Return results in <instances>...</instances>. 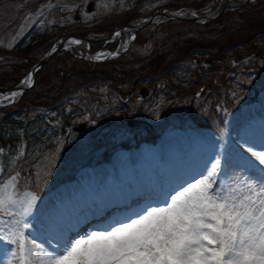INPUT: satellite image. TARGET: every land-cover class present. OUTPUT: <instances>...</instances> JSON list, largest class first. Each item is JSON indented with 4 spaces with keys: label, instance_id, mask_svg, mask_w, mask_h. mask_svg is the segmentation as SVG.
<instances>
[{
    "label": "rangeland",
    "instance_id": "rangeland-1",
    "mask_svg": "<svg viewBox=\"0 0 264 264\" xmlns=\"http://www.w3.org/2000/svg\"><path fill=\"white\" fill-rule=\"evenodd\" d=\"M177 2L179 0H0V78L4 71L18 66H23L21 70L25 71L24 65L46 53L67 32H78L87 25L86 31L98 36L119 22ZM88 3L93 4L91 12L85 10ZM263 8L251 18L233 20L226 30L227 38L216 44H212L211 39L197 40L196 36L202 34L194 33L186 25H163L145 50L151 55L154 51L164 54H155L146 65H135L129 72L119 71L112 76L108 72H93L89 64H82L61 90L60 97L42 102L43 108L19 104L12 111H0V149L3 150L0 162L6 169L3 179L19 172L21 190L27 187L34 191L28 181L50 188L47 181L51 177L74 175L77 171L74 180L53 183L54 187L38 193L39 199L51 201L86 169L117 171L119 167L111 165L113 160L137 152L143 145L135 146L131 142L122 147L120 143L128 141L134 130L144 127L156 132L155 142L147 143L155 149L159 144L164 145L167 138L175 139L177 133L194 132L202 134L203 139H213L221 160L218 186L230 184L237 177H247L240 169L246 158L237 146L249 124L243 111L257 107L264 96ZM75 10L80 12L81 20L75 19ZM217 45L224 50L217 53ZM69 51L82 55V51L74 48ZM249 52H254L255 57H249ZM220 73L228 78L222 84L217 81ZM10 76L8 73L0 82L10 83ZM203 81L209 84L196 97L193 93ZM141 87L147 90L145 96L139 93ZM8 101L10 99L3 100L1 106ZM214 102V114L220 115L222 126L216 127L214 120L210 124L215 126H197L190 112L193 110L199 116ZM129 120L133 126L128 125ZM78 125L82 129L75 131L73 127ZM176 140L181 147L182 142ZM197 146L202 147L203 142L193 140L183 152ZM105 149L104 156L109 159L102 161L101 153ZM198 165L199 178L205 174L206 165L201 162ZM259 170L264 176V171ZM150 174L154 175L151 171ZM139 176L145 185L150 184V178H144L141 173ZM153 188L158 190V187ZM149 202L150 206H163L165 200L155 197ZM35 215L31 216L32 225L39 235L30 229L26 230V235L45 245V238L40 234V212ZM13 248L8 241L0 240V264H8Z\"/></svg>",
    "mask_w": 264,
    "mask_h": 264
},
{
    "label": "snow or ice",
    "instance_id": "snow-or-ice-1",
    "mask_svg": "<svg viewBox=\"0 0 264 264\" xmlns=\"http://www.w3.org/2000/svg\"><path fill=\"white\" fill-rule=\"evenodd\" d=\"M248 151L264 166V150ZM220 166L217 157L163 206L49 248L26 235L38 193L21 190L19 172L3 179L0 162V240L14 246L8 264H264V178L221 187Z\"/></svg>",
    "mask_w": 264,
    "mask_h": 264
},
{
    "label": "bare ground",
    "instance_id": "bare-ground-1",
    "mask_svg": "<svg viewBox=\"0 0 264 264\" xmlns=\"http://www.w3.org/2000/svg\"><path fill=\"white\" fill-rule=\"evenodd\" d=\"M77 40L80 41L79 44L75 43ZM65 48L79 49L80 52L82 51L88 56L94 57L88 49V42L82 39H68L65 42ZM28 76L30 77V75ZM29 77L26 78L28 81H30ZM18 92L19 91H12L10 95L0 94V102L5 99L9 100V98L16 96ZM262 110H264V96L261 97V102L257 107L243 111V115H246L245 118L249 120H247L249 125H247L245 130L241 133L238 143L239 149H241L251 161L258 165L259 162L255 160L252 152H249L248 149L251 147L253 152L264 150L260 144L264 141V114L259 115L261 114L260 112H263ZM256 115L258 116L256 117ZM202 136V134L194 132L186 134L185 132L183 134L177 133L175 139L166 137L165 144H159L156 149L152 145H143L139 151L116 157L115 160H113L111 165H117L120 168V173L114 172L112 168L111 170L106 169L104 171H89L86 169L78 175L74 183L63 189L61 193L54 195L51 201H48V198L39 199L31 216L35 214L38 215L40 212V234L45 238V245L49 248H53L59 243L80 237L77 230L82 227L86 221V217L94 216L97 214V209L102 207L105 202H114L127 192L132 194H150L155 190V194L152 197L158 199L162 198L159 192L160 189L156 190L157 188L154 189L151 186L147 187L143 185L140 177H138V171L134 167L130 168L128 166L130 160H132L137 168L142 170V173L146 175L147 179L150 178V184L148 185L163 187L167 194L170 193L175 183L180 180L178 175L180 172L179 163L172 162L168 159L171 149L175 152V155H178L182 153L185 146H188L193 140H201L204 144L205 152L208 154V157L204 160L205 164L206 162L207 164L212 162L211 158L216 154L215 141L213 139H203ZM176 139L182 142L181 147L177 146L176 142L178 141ZM206 147L208 148L206 149ZM147 160L155 162L154 170L158 177L150 174ZM179 160L182 163L184 162L183 158ZM114 161H116V163ZM206 168L209 167H205V174ZM261 168H264V166H261ZM144 169H146L147 172L144 173ZM163 174V180L159 181V176ZM149 201H147V204L145 203L144 208L150 206ZM31 216L27 220V223L30 225L29 229L34 234L39 235L38 231L32 225L34 220Z\"/></svg>",
    "mask_w": 264,
    "mask_h": 264
},
{
    "label": "trees",
    "instance_id": "trees-1",
    "mask_svg": "<svg viewBox=\"0 0 264 264\" xmlns=\"http://www.w3.org/2000/svg\"><path fill=\"white\" fill-rule=\"evenodd\" d=\"M187 2L183 3H190V0H185ZM202 3V2H201ZM264 6V1L259 0L258 3L251 4L247 8H242L239 11L236 12H228L224 14L221 18L206 23L204 25H195L189 22H180L179 25L181 26H188L191 30L194 31V33H200L201 36H196L197 40H212V44H216L217 42H220L227 38V28L229 25L233 23V20H236L237 17L246 19L253 15H258V10L261 9ZM252 8H257L256 10H252ZM264 9V8H263ZM262 9L261 12L264 10ZM251 18V17H250ZM151 39V36L149 37ZM180 38H178L179 41ZM194 39V38H193ZM159 55L158 53L154 52V55ZM164 53H161L159 56L163 55ZM139 59L138 55L133 54L132 58L124 57L122 59L116 60V61H108L101 64H94L89 65L91 71H100V72H108L112 74V76H115L114 74H117L119 71L122 72H129L134 67L135 60ZM141 60V59H140ZM88 64L87 61L80 60L73 58L68 52H63L61 54L55 55L49 62H47L41 70L38 72V79L33 89L27 91L21 100L18 102L19 104H27L28 107L31 106L33 109L43 108L42 102H49L53 101L60 97L61 90L66 87V85L69 83V80L72 79V77L75 75V71L79 70L80 65ZM23 66H18L17 68L10 70V71H4V74L1 76V78L9 75H15L20 72V69ZM26 67V65H24ZM81 71V70H80ZM0 78V79H1ZM50 78V79H48ZM219 81H224V75L221 74L219 78H217ZM40 103V105H39ZM213 109L211 108V111L208 113L209 116L203 117V116H195L193 113H191L192 119L200 124L204 125L205 121H207L208 117H210V114H212ZM156 135L150 130L149 128H144L143 130L139 129L138 131L134 130L132 139L135 141V144L140 142L141 140H153L155 139ZM127 141L121 142V146H125ZM106 149L103 152V155L105 153ZM72 177V174L70 175H56L55 179L57 181L64 180L65 178Z\"/></svg>",
    "mask_w": 264,
    "mask_h": 264
},
{
    "label": "water",
    "instance_id": "water-1",
    "mask_svg": "<svg viewBox=\"0 0 264 264\" xmlns=\"http://www.w3.org/2000/svg\"><path fill=\"white\" fill-rule=\"evenodd\" d=\"M227 7L231 8V5H228L227 3H224V7H222V9H226ZM204 18H209V17H204ZM186 19H191V20H197L196 17H190V18H186ZM63 42H61L55 49H53L52 51H50L48 54H46L43 58L39 59L32 67H31V72L34 73V71L36 70V68L40 67L42 64H44L52 55H54L58 50H60L62 48ZM255 53L251 52L249 53V56H254ZM35 79V76H34ZM206 85L203 84L202 87L198 88L196 90L197 94H201L203 91L204 86ZM16 88H22L25 89V87H21V86H16V87H12V88H8V87H0V90H6V91H10ZM142 94L146 93V90L144 88H142L141 90Z\"/></svg>",
    "mask_w": 264,
    "mask_h": 264
}]
</instances>
